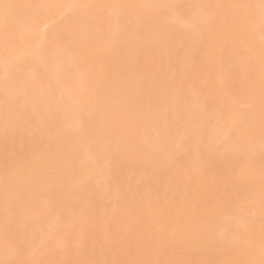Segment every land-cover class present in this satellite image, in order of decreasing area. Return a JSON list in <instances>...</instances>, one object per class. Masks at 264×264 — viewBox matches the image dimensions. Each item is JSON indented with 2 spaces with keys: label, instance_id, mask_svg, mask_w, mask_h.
Returning a JSON list of instances; mask_svg holds the SVG:
<instances>
[{
  "label": "bare ground",
  "instance_id": "1",
  "mask_svg": "<svg viewBox=\"0 0 264 264\" xmlns=\"http://www.w3.org/2000/svg\"><path fill=\"white\" fill-rule=\"evenodd\" d=\"M5 2L21 7L11 12L7 45L0 23V100L7 63L10 96H23L20 85L28 83L30 97L55 103L41 110L43 122L22 124L7 138L0 106V264L259 261L264 160L258 104L253 120L239 117L249 95V34L242 22L230 23L227 9L212 10L216 26L203 36L188 24L200 11L188 6L258 0H44L63 7L39 13L23 7L37 0ZM85 3L152 7L93 10L96 26L83 28L93 12L72 6ZM169 4L185 7H159ZM117 12L127 29L109 43L101 22ZM33 23L66 38L59 51L39 50L28 35ZM254 39L258 54V31ZM256 80L258 95V64ZM209 118L239 131L228 142L210 127L197 134ZM102 132L110 140L101 159L107 178L95 166ZM6 166L29 176L26 196L34 197L39 220L6 222ZM244 213L253 215L242 227L237 217ZM49 233L55 239L42 247Z\"/></svg>",
  "mask_w": 264,
  "mask_h": 264
},
{
  "label": "snow or ice",
  "instance_id": "2",
  "mask_svg": "<svg viewBox=\"0 0 264 264\" xmlns=\"http://www.w3.org/2000/svg\"><path fill=\"white\" fill-rule=\"evenodd\" d=\"M21 5H14L0 0V23L3 26V35L5 37V44L7 45V37L9 35L10 21L12 19L11 12L15 8H19ZM23 7L36 10L37 13L44 10L61 8L63 5L44 2V0H37L35 3L23 5ZM72 7L80 8L93 12V10H120L126 11L131 8L140 7H152L150 5H130V4H94L85 3L79 5H73ZM166 9H179L185 7L184 5H162ZM188 7L199 9L200 11L192 14L188 19V24L192 31L200 36H203L204 29H213L217 23V17L212 10L214 9H227L231 10L233 15L230 18V23L235 27L239 23H243L249 34V42L246 49V60L248 63V88L249 95L244 104L240 106L241 111L239 117L242 121H250L256 117L257 104L259 107L258 120H259V135L261 144V157L264 160V0H258V3H228V4H198ZM103 30L106 31L107 39L109 43L115 42L117 38L122 35L127 29L126 19L124 16L117 12L115 16L108 15L102 20ZM96 16L93 14L83 23V28L95 27ZM47 27V25L45 26ZM100 30V29H98ZM259 33V48L258 54L256 51V41L254 36L256 32ZM28 35L38 40V48L41 52L47 49L53 51H59L62 44L65 42V37L60 35L49 36L47 32L40 29L37 24L33 23L28 28ZM17 59L23 63L28 59L23 53L17 57ZM258 64L259 80H258V95H257V80H256V65ZM31 85L28 83H22L20 87L23 89V96L12 97L8 94V75H7V63L5 64V76L4 87L5 94L2 100H0V106L3 108V135L8 137L10 132H14L16 128L22 124H30L34 120L43 122L44 117L41 115V110L49 112L51 105L55 103L54 98L48 100H40L36 97H30L28 95V89ZM211 128L213 134H219L222 136L223 142H228L235 132L239 130L233 126V123H223L216 121L215 123L211 118L206 120L203 125L194 130L197 134H202L206 128ZM157 135H160L159 129H157ZM203 140V136L201 135ZM97 145L99 148V157L96 161V168L99 169L107 178L108 170L101 164V159L107 149L110 147V140L102 132L97 136ZM264 171V170H262ZM91 177H88L90 179ZM29 176L22 172L20 169H14L9 166L5 168V178L3 184V209L5 213L6 222H10L20 216L25 219L30 218L33 221L40 219L41 213L35 208L34 197L26 196ZM75 212V210H71ZM48 210H44L47 214ZM31 216L29 217V214ZM260 214H261V231H260V259L246 260V261H220L214 262V264H264V185L261 189L260 199ZM252 213H244L237 217V222L240 226H246L252 222ZM132 231V226H129V233ZM230 230L225 229L228 233ZM163 236V229L161 232ZM55 239L54 233H49L41 246L50 244ZM227 240V238H226ZM226 242V241H225ZM248 248L254 247V240L248 238ZM48 252H54L52 247L47 248ZM129 252L131 249L129 248ZM27 264H195L190 261H178V260H161V259H105V260H51L44 261L40 259L32 260ZM202 264H209V262H202Z\"/></svg>",
  "mask_w": 264,
  "mask_h": 264
}]
</instances>
